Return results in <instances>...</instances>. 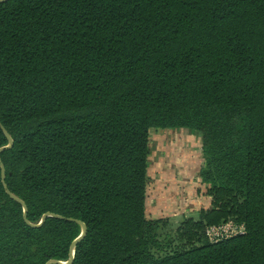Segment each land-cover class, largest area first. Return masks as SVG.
<instances>
[{
    "label": "trees",
    "instance_id": "16d2710c",
    "mask_svg": "<svg viewBox=\"0 0 264 264\" xmlns=\"http://www.w3.org/2000/svg\"><path fill=\"white\" fill-rule=\"evenodd\" d=\"M159 128L203 140L212 207L175 226L147 216ZM8 134L0 264L66 261L82 223L70 264H264V0L0 1Z\"/></svg>",
    "mask_w": 264,
    "mask_h": 264
},
{
    "label": "crops",
    "instance_id": "0c3cea01",
    "mask_svg": "<svg viewBox=\"0 0 264 264\" xmlns=\"http://www.w3.org/2000/svg\"><path fill=\"white\" fill-rule=\"evenodd\" d=\"M184 130L191 132V129L188 128H159L154 131H167L168 133L183 132ZM180 136L175 139L172 136L168 137L172 140L171 143H167L166 139L168 138L164 140V137L158 136L156 141L160 149H163L164 156L159 155V153L157 155L154 150L155 146H152L150 138L149 147L151 153L149 156L148 176L151 186H148L147 198V213L150 218H181L186 215L198 216L201 209L212 207V198L207 193L205 185L201 182L199 174L203 162L200 161L196 154L197 146L192 139L183 136L181 133ZM170 144H173L175 147L173 150L174 154L177 151L176 154L180 155L179 151L182 148L191 149L193 152L190 153L189 150L190 155L186 152L188 157L185 158L184 156L183 160L176 161L180 166H176L175 163L174 167H168L172 158L169 157L166 160L170 152L166 156L164 149ZM192 145H194V148H192ZM152 152H155V155L159 157L157 160L159 165L157 162H154L151 169L150 157L153 155ZM178 158H173V160H177Z\"/></svg>",
    "mask_w": 264,
    "mask_h": 264
},
{
    "label": "rangeland",
    "instance_id": "374dc122",
    "mask_svg": "<svg viewBox=\"0 0 264 264\" xmlns=\"http://www.w3.org/2000/svg\"><path fill=\"white\" fill-rule=\"evenodd\" d=\"M180 133L183 136L188 137V138H190V139H192L194 141V144L197 146L196 147V154L198 155L200 161L203 162L204 161L203 152H202L203 140H202L201 134L198 131H195V130H191V132H188V130H184L183 132L179 131V132H168V133H167V131H154V130H152L151 133H150L151 144H152V146H155L154 147V150L156 151L157 155L159 153V155L164 156L163 149L162 148L160 149V146H158L157 141H156V139L158 138L159 135L161 137H164V140H165V138H168V137H171V136L173 137V139L178 138L180 136ZM166 140H167V143H169V142L171 143V141H172L169 138L166 139ZM192 148H194V145H192ZM174 149H175V147L173 146V144L168 145V147L164 149L166 151V156L168 155V152H170L169 155H168V157L166 158V160L169 157L172 158L171 159V162H170V165L171 166L169 165L168 167H174L175 166V163H176V166L177 165L180 166V164H178L177 162H179L180 160H183L182 158L184 156H185V158L188 157V154L190 155V153L193 152V150H191V149L182 148L179 151L180 155H178V154H176L177 151L174 154V151H173ZM183 149H184V151H183ZM189 150H190V153L188 152ZM186 152H188V154ZM152 154L153 155L150 157V162H151L150 168L151 169H152V164L154 162L155 163L157 162V164H158V161L157 160L159 158L158 156L155 155V152H152ZM161 156H160V158H161ZM176 157H179V158L177 160H175V159L173 160V158H176ZM163 164H164V161H163ZM149 186H151V183L149 184ZM147 216H148V218H150L149 215H148V213H147ZM188 216H193L195 218H198L199 217V215L198 216L197 215H188ZM168 218H170L172 220L171 221V225L172 226H175L177 224V222L181 220L182 217L181 218H171V217H168ZM150 219H152V218H150Z\"/></svg>",
    "mask_w": 264,
    "mask_h": 264
},
{
    "label": "built area",
    "instance_id": "2783aa9c",
    "mask_svg": "<svg viewBox=\"0 0 264 264\" xmlns=\"http://www.w3.org/2000/svg\"><path fill=\"white\" fill-rule=\"evenodd\" d=\"M246 231L244 223H237L229 220L218 225H211L206 228V235L211 241H218L223 238L231 237L237 234H243Z\"/></svg>",
    "mask_w": 264,
    "mask_h": 264
},
{
    "label": "water",
    "instance_id": "95a60500",
    "mask_svg": "<svg viewBox=\"0 0 264 264\" xmlns=\"http://www.w3.org/2000/svg\"><path fill=\"white\" fill-rule=\"evenodd\" d=\"M0 1H5V0H0ZM8 137H9V144L7 146H4V147L0 148V153L5 148H9V147L12 146L13 139L11 138V136L9 134H8ZM3 176H4V172H3ZM8 192L11 194L12 197H14L16 200H18L19 202H21L24 205L25 216H26V210H27V208H26V205H25L24 201L21 200L19 197L15 196L11 191L8 190ZM48 216L60 217L59 215H56V214H53V213H46V214L43 215L41 221L38 224H33V223H30V224H32L34 226H39V225H41L46 220V218ZM82 227H83V230H82L80 236L78 238H76L73 241V243H72L70 258L68 260H66V261L53 259V260H50L49 262H47V264H70L73 261L74 256H75V247H76L77 243L85 236V233H86V226H85L84 223H82Z\"/></svg>",
    "mask_w": 264,
    "mask_h": 264
}]
</instances>
